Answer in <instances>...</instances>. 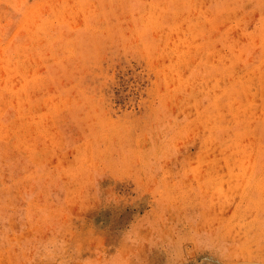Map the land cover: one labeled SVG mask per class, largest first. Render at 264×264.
<instances>
[{
    "label": "rangeland",
    "instance_id": "374dc122",
    "mask_svg": "<svg viewBox=\"0 0 264 264\" xmlns=\"http://www.w3.org/2000/svg\"><path fill=\"white\" fill-rule=\"evenodd\" d=\"M261 177L264 0H0V264H211Z\"/></svg>",
    "mask_w": 264,
    "mask_h": 264
},
{
    "label": "bare ground",
    "instance_id": "6f19581e",
    "mask_svg": "<svg viewBox=\"0 0 264 264\" xmlns=\"http://www.w3.org/2000/svg\"><path fill=\"white\" fill-rule=\"evenodd\" d=\"M258 180L264 182V179L262 177L259 178ZM255 185L256 186L253 191H256L257 193L264 195V183L255 184ZM210 200L212 201V199ZM234 202H236V199ZM212 203L214 202H211V204ZM258 203H259L258 205H255L249 199L244 198V200L238 202L233 209L231 208L232 210L226 212L228 214L226 215L228 221H232V219H237L240 221V223H238L239 226L237 230L233 233L228 232L227 229L226 230L221 229L219 232L218 239L224 240L225 242L227 241L230 246L229 249L230 252H228L227 254L225 253H221L220 255L217 254L216 248L214 247V244H216L215 242L216 240L210 238V241L208 242L210 251L206 258L211 264H264V198L260 199ZM214 209L216 211L218 208L214 207Z\"/></svg>",
    "mask_w": 264,
    "mask_h": 264
}]
</instances>
